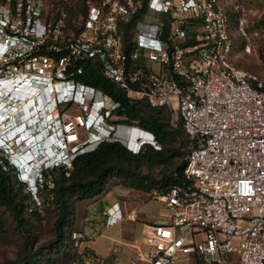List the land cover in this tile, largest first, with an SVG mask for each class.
<instances>
[{
    "label": "built area",
    "instance_id": "2783aa9c",
    "mask_svg": "<svg viewBox=\"0 0 264 264\" xmlns=\"http://www.w3.org/2000/svg\"><path fill=\"white\" fill-rule=\"evenodd\" d=\"M249 3L146 0L134 18L139 0H85L67 31L68 11L50 10L49 0H0V157L4 149L10 165L12 148H32L30 136L52 137L47 147L56 143L61 155L44 157L30 186L36 195L45 170L70 168L100 140H119L132 152L145 142L160 147L151 131L108 120L119 100L80 77L86 64L95 67L129 101L168 107L189 137L184 184L152 193L169 223L149 225L147 254L126 264H173L192 253L203 264H264V77L233 59L234 35L248 38ZM243 50L250 52L248 41ZM103 213L105 225L123 217L117 201ZM69 264L124 263L87 254Z\"/></svg>",
    "mask_w": 264,
    "mask_h": 264
},
{
    "label": "trees",
    "instance_id": "16d2710c",
    "mask_svg": "<svg viewBox=\"0 0 264 264\" xmlns=\"http://www.w3.org/2000/svg\"><path fill=\"white\" fill-rule=\"evenodd\" d=\"M49 1L51 10L59 11L64 8L68 11L66 20H69L72 14L85 13L87 8L85 0H76L73 4H68L67 0ZM139 1L143 7L139 8L134 18L145 8L146 0ZM134 18L124 24L123 39L128 38L129 27ZM230 20L234 24L235 12H230ZM259 22L263 26L264 18L259 19ZM75 27L72 25L71 28ZM80 77L119 100L120 105L108 117L109 121L135 124L151 131L160 147L145 142L137 152H132L119 140H104L92 150L78 153L70 168L60 165L45 170V180L41 188L43 199L55 206L56 215L53 221V235L39 243H36L31 221L23 211L25 199L34 201L32 192L30 189H24L26 182L17 178L15 168L1 156L0 205H3L12 217L13 228L20 234L22 244L16 256L6 257L0 264H69L74 260L80 262L87 254H94L88 248L80 249L81 238L72 236L74 231H80L75 220V202L100 195L106 190L111 179H114L115 183L152 193L166 192L174 185L184 184L185 153L190 147L189 137L184 131L181 119L179 118L176 126H172L168 107H150L145 101H129L125 94L95 67L86 64ZM184 146L187 149H184ZM143 165H160L161 172L157 176L143 172ZM29 214L34 219H41L36 207L31 208ZM3 230L5 227L0 216V232ZM195 264H200V260L196 258Z\"/></svg>",
    "mask_w": 264,
    "mask_h": 264
},
{
    "label": "rangeland",
    "instance_id": "374dc122",
    "mask_svg": "<svg viewBox=\"0 0 264 264\" xmlns=\"http://www.w3.org/2000/svg\"><path fill=\"white\" fill-rule=\"evenodd\" d=\"M67 1L68 4H73L76 0H67ZM246 9L248 10L247 13L248 16L250 17V21L247 24L248 38L246 39L239 38L238 35L236 34L234 35L233 59L235 63L238 64L239 66L256 73L258 76L264 77V34L262 32V23L259 22V19H262L264 17V6L262 5V0H252V3L246 5ZM82 13L83 12H78L75 15L72 14V17L70 15V19L66 20L67 31L76 28V27L75 28H71V27L72 25L77 26L80 20V15ZM246 41H248L251 44L250 52H246L243 50V44ZM169 120L172 126H176L179 118L176 115L172 116L170 110ZM184 149H187V147L184 146ZM141 170L143 172H149L150 174L157 176L161 172V166L152 165L151 167H147L146 165H143L141 166ZM114 183H115L114 179L109 180L107 187L112 186ZM24 189L29 190L30 187L25 185ZM150 193L151 196L150 195L147 196L148 198L145 197L146 198L145 200H141L140 198L137 199V201H139L141 205L138 206L137 208L136 221L133 222L132 220L130 221L127 219L121 221L120 219L119 221L116 222V224L114 223L111 226L107 225L103 229V234H104L103 237L110 239L113 237L115 239H118L124 233L125 228L128 227L129 225H132L133 223L136 226L135 234L140 236L142 234L140 219L143 215V212L148 211L150 214H152L153 212L157 211L159 208L162 207L161 203L158 200L154 199V197H152V192ZM31 195L34 201L32 200L29 201V199H25L23 211L25 216L29 217V221H31L32 224L31 230L33 237L35 238L36 243H39L47 239L51 235H53L54 232L53 221L56 215V209L52 203H48L46 199L45 200L43 199V192L41 190V187L37 191L36 195L33 194V192ZM97 198L99 197L95 196L93 198H87L75 202V209H76L75 220L78 227L85 222V216L88 214L91 207L99 206L100 208V203L97 201L98 200ZM128 202L129 203L133 202V204L135 203V205H138L136 203V199L134 201L133 192H131V194L129 195ZM34 207L38 209L41 215V219H34L33 216L29 214L30 209ZM95 213L100 214L98 213V211H96ZM166 213L169 216L168 210L166 211ZM0 216L2 218V224L5 227V230L0 232V262H2L3 259L6 257L16 256L22 244V238L20 234L13 228V219L10 216V214L6 211V209L3 207V205H0ZM164 230L166 233L169 232V229L167 227H165ZM200 235L202 236V234ZM145 237L147 240V234L145 235ZM190 258L195 263V256L193 253L190 254ZM200 264L203 263L200 261Z\"/></svg>",
    "mask_w": 264,
    "mask_h": 264
},
{
    "label": "crops",
    "instance_id": "0c3cea01",
    "mask_svg": "<svg viewBox=\"0 0 264 264\" xmlns=\"http://www.w3.org/2000/svg\"><path fill=\"white\" fill-rule=\"evenodd\" d=\"M131 192H133L134 201L136 199L138 205H135V203L133 204V202H128V197ZM149 195L151 196L150 192H145L120 183H114L112 186L107 187L106 191L96 196L99 197L97 198V201L100 203V208L99 206L91 207L88 214L85 216V222L79 226V230L85 234L81 237L79 243L80 249L88 248L98 257L116 259L124 264L128 263L133 258L145 256L148 251V243L145 235L149 230V225L162 224L163 226H167L169 223V216L166 213L167 209L165 208L164 203L160 199L154 198L161 203L162 207L152 214L148 211L143 212L140 219L141 232L143 235L141 234L139 236L135 234L136 226L133 223L125 228L124 233L118 239L113 237L111 239L103 237V229L107 226L105 225V215L103 210L105 206L117 201L123 213L121 221L127 219L134 222L137 218V208L141 205L137 199L140 198L141 200H145ZM96 211L100 214H96ZM111 225L112 224H109L108 226ZM173 264L195 263L190 256H184L180 257Z\"/></svg>",
    "mask_w": 264,
    "mask_h": 264
},
{
    "label": "clouds",
    "instance_id": "9594fccd",
    "mask_svg": "<svg viewBox=\"0 0 264 264\" xmlns=\"http://www.w3.org/2000/svg\"><path fill=\"white\" fill-rule=\"evenodd\" d=\"M38 29L39 30L42 29L40 25L38 26ZM71 89L74 90V88H71ZM62 92H63V89L61 90L60 93H62ZM47 98H48V94H44L42 99H41L40 105H42L43 108H44V105L47 102ZM53 104H54V101H51L49 103V107L53 108L54 107ZM52 136L55 139L54 141H56V139L58 138L57 135H55V136L52 135ZM48 138L51 140L52 137H48ZM102 141H104V140H100L97 143V145L100 142H102ZM13 142H15V140ZM56 146H58V145L56 143H53V146H51V148H49V150L46 153H44L42 151L39 152L37 156H34V157L32 156V158L29 159L28 163L25 164V165L19 164L17 162L10 163V165L13 168H15V172L17 174V178L20 179V180L25 181L26 185L29 186V187L30 186H35L38 183L37 171L39 169L44 170L46 168V166H45V158L44 157L46 156L47 158H54V157H58V156L61 155V153L56 149L57 148ZM29 151L33 152L35 150L30 148L28 150V152ZM2 152H3L2 156L6 158V156H7L6 153L7 152H5L4 149L2 150ZM28 152H26V153H28ZM17 153H18L17 150L12 148V150L10 151V157H13V154H17ZM6 159L8 160L9 158H6ZM40 166H41V168H39ZM23 177H25V178H23Z\"/></svg>",
    "mask_w": 264,
    "mask_h": 264
},
{
    "label": "bare ground",
    "instance_id": "6f19581e",
    "mask_svg": "<svg viewBox=\"0 0 264 264\" xmlns=\"http://www.w3.org/2000/svg\"><path fill=\"white\" fill-rule=\"evenodd\" d=\"M135 137H136V133H133L131 136H130V140H129V144L130 145H134L136 146L138 144V142L135 141ZM143 137L146 138V134L143 133ZM45 136L44 134L41 132L40 134H37V135H34V136H30V138H28L29 140L28 141H33L34 144H32V149L35 150V151H29L28 153H23V152H18L17 154H13V157L15 158L16 162L19 163V164H22V165H25L28 163L29 159L32 158V156H37L39 152H44L46 153L49 148L47 147L48 146V143L50 141L49 138H47L46 140L44 139ZM39 139H42V141H40L39 143H37V140ZM44 140V141H43Z\"/></svg>",
    "mask_w": 264,
    "mask_h": 264
}]
</instances>
